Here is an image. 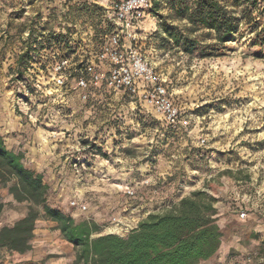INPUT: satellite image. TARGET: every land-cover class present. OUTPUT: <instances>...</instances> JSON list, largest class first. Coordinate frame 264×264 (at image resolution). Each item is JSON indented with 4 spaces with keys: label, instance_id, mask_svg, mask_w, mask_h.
Segmentation results:
<instances>
[{
    "label": "rangeland",
    "instance_id": "374dc122",
    "mask_svg": "<svg viewBox=\"0 0 264 264\" xmlns=\"http://www.w3.org/2000/svg\"><path fill=\"white\" fill-rule=\"evenodd\" d=\"M10 1L0 2V134L8 148L12 136H21L20 146L25 143L26 148L16 151L23 152L27 167L43 174L49 185L48 203L75 219L97 222L101 233L118 220L115 234L126 235L137 225L130 217L133 211L139 217L163 212L191 191L206 190L227 206L226 215L231 214L222 221L217 210L227 243L224 251L221 245L218 253L200 264H264L261 242L251 235L258 232L264 239V0L252 7V28L243 24L234 39L223 45L213 33L200 37L201 30L193 32L199 39L193 52L162 41L159 23L171 10L165 0H153L158 6L143 19L137 47L165 80L188 120L187 125L175 127L149 103L122 89L120 93L98 87L82 101L78 93L57 87L50 79L52 59L71 54L78 62L81 57L72 53L79 47L78 54L82 50L94 54L101 35L111 29L110 18L99 4ZM174 23L184 27L185 21ZM35 39L41 43L35 44ZM28 41L33 50L27 69L45 84L25 103L18 100L24 84L17 78V55ZM27 123L32 129L20 132L19 127ZM41 140L56 145L54 152L62 144L63 160L67 157L63 177H57L54 166L50 170L52 165L42 159H29ZM79 153L87 159L75 165ZM126 185L135 186L134 194L125 193ZM74 198L86 209L71 207ZM0 202V227L12 224L27 210L26 202H17L2 187ZM241 210L246 216L240 219L250 223L237 222L232 228L230 220ZM249 238L257 244L250 246ZM235 242L240 244L237 250ZM20 261L26 260L14 262Z\"/></svg>",
    "mask_w": 264,
    "mask_h": 264
},
{
    "label": "trees",
    "instance_id": "16d2710c",
    "mask_svg": "<svg viewBox=\"0 0 264 264\" xmlns=\"http://www.w3.org/2000/svg\"><path fill=\"white\" fill-rule=\"evenodd\" d=\"M165 1L171 13L159 23L164 34L162 41L182 46L187 52L197 48L199 39L191 34L198 30L202 31L200 37L213 33L223 45L234 39L243 24L252 28V7L259 4L258 0ZM156 6L158 3L152 0L149 12H154ZM175 20H184V27L174 23ZM34 43L41 41L35 39ZM31 44L28 41L27 48L17 55V78L21 81L32 57ZM210 45L207 43L206 48ZM83 143L86 145L87 141ZM23 158V152L8 148L0 134V187L6 188L17 202L27 203L22 217L0 227V250L5 248L17 253L31 250L35 224L40 218L55 222L54 228L72 244L71 264H200L215 255L221 246L223 233L217 222V198L206 190L191 191L169 209L148 214L126 235L101 233L97 222L75 219L50 205L49 185L43 181V174L27 167ZM251 235L259 239V249L263 251L264 239L261 240L258 232ZM18 264L36 263L20 261Z\"/></svg>",
    "mask_w": 264,
    "mask_h": 264
},
{
    "label": "built area",
    "instance_id": "2783aa9c",
    "mask_svg": "<svg viewBox=\"0 0 264 264\" xmlns=\"http://www.w3.org/2000/svg\"><path fill=\"white\" fill-rule=\"evenodd\" d=\"M92 1L99 4L106 12L110 18L111 29L101 35L94 54L89 50H82L83 52L78 54L77 52L81 50L79 47V49L74 48L75 51L72 53L81 57L78 62H73L71 54L53 59L50 64V79L55 86L78 93L82 101H86L92 90L98 87L105 86L120 93L122 89L130 97L138 96L149 103L167 124L173 127L179 124L187 125L188 120L173 101L165 80L149 66L137 47L139 29L143 19L150 15L152 0ZM63 9L62 13H65L66 9ZM77 34L78 32H75L74 35ZM40 63L41 60L38 64ZM28 70L30 67L22 81L24 93L20 92L18 95V100H23L25 103L33 92H40L41 86L45 84L38 79V76L33 77ZM200 141L204 143L205 139L201 138ZM86 159L85 154L79 153L75 157L74 164L76 165L77 161L84 162ZM134 192L135 186L126 185V194L132 195ZM69 204L71 207L79 206L81 210L86 209V204L80 203L75 198L71 199ZM238 216L244 218L246 211L241 210ZM114 222H117L119 228L120 221ZM115 232L113 228H108L107 233Z\"/></svg>",
    "mask_w": 264,
    "mask_h": 264
},
{
    "label": "crops",
    "instance_id": "0c3cea01",
    "mask_svg": "<svg viewBox=\"0 0 264 264\" xmlns=\"http://www.w3.org/2000/svg\"><path fill=\"white\" fill-rule=\"evenodd\" d=\"M1 1L8 2V0H0V2ZM16 1L17 0H13L10 2L15 3ZM31 1L32 0H30V2ZM23 2H25V1H23ZM30 126L31 125L27 123L25 125H22L21 128L19 127L18 130L20 132H23V130L26 127L32 129ZM44 136H42L43 139H45ZM19 137H21V136L17 134V136H12L10 138V142H11L10 148L11 149L21 150V147L23 149L26 148L25 143L23 144V146H20L21 141L19 140ZM40 144H43V145L40 146ZM61 145L62 144H58V146L62 147ZM6 146L8 147L7 143H6ZM54 146H56V145H54V144L51 145L50 143H45L42 140L38 141L37 147H36L38 149L34 154H32L33 156L30 157L29 159L30 160H33V159H40L41 160L42 159L43 163H46L45 165H48V164L52 165L49 167V169L54 166L53 173H55L57 175V177H63L64 173L61 170V168L65 164V160L67 159V157H65L63 160V155H62L63 153L61 151L62 148L57 147V151H59V152L61 151V153L54 152V150H52L53 148H55ZM27 150L29 152L30 148ZM28 152L26 153V155L28 154ZM101 167L103 168L105 166L101 165ZM42 168H44V167H42ZM50 177H51V175H50ZM220 202L222 203V200L217 201V210H220L218 212V216H219V220L222 219V221H224L225 219H227L229 217L228 215H230L231 213L226 215V213L228 211L227 206H225L224 203H222V205H221ZM136 213H137V211H136ZM136 213L133 211V213H132L133 215L130 216L133 218L134 223H138L140 220H142L146 217V214L139 217L138 213L137 214ZM233 219L230 220L231 223L234 224L232 226V228L233 227L236 228V225L238 223L239 224H245V226H246L247 221L244 222L245 220L240 219V217L238 215L233 214ZM247 223L249 224L250 222H247ZM54 226H55V222H53L51 220L44 219V218L38 219L36 221V224H35L31 250H29L25 253H17V252H8L5 248H3L0 250V256H3L2 258L0 257V260L2 261L1 264H15V262H14L15 260H26L28 262H31V261H29L30 258L32 259V263L36 262V264H40V263L41 264H70L74 259V251L72 248V244H70L69 242L64 240L61 237L59 230L54 228ZM223 239H224V236H222V238H221V240H222V242H221L222 243L221 244L222 245L221 246L222 251H224V248L226 246L225 244L227 243ZM254 240H253V238H249L248 241L250 242L249 243L250 246L257 244V240L256 241H254ZM232 245L234 248H236V250L240 246V244L238 242H235ZM222 251H221V253H222ZM221 253L217 254L220 256V259H221V256H224V254H221ZM53 254H55V255H53ZM239 256H235L236 260H238ZM216 257L217 256H215V258ZM11 260L13 262H11ZM33 260H36V261L34 262ZM39 260H44V261H39ZM205 261H209V260H205ZM16 264H18V263H16Z\"/></svg>",
    "mask_w": 264,
    "mask_h": 264
},
{
    "label": "bare ground",
    "instance_id": "6f19581e",
    "mask_svg": "<svg viewBox=\"0 0 264 264\" xmlns=\"http://www.w3.org/2000/svg\"><path fill=\"white\" fill-rule=\"evenodd\" d=\"M111 228H113L114 230H116L117 229V223H115V224H112V226H110Z\"/></svg>",
    "mask_w": 264,
    "mask_h": 264
}]
</instances>
